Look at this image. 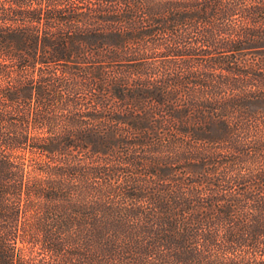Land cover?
<instances>
[{
	"label": "trees",
	"instance_id": "1",
	"mask_svg": "<svg viewBox=\"0 0 264 264\" xmlns=\"http://www.w3.org/2000/svg\"><path fill=\"white\" fill-rule=\"evenodd\" d=\"M0 264H264V0H0Z\"/></svg>",
	"mask_w": 264,
	"mask_h": 264
}]
</instances>
